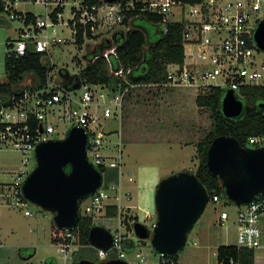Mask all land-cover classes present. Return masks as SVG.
<instances>
[{
	"label": "built area",
	"instance_id": "built-area-1",
	"mask_svg": "<svg viewBox=\"0 0 264 264\" xmlns=\"http://www.w3.org/2000/svg\"><path fill=\"white\" fill-rule=\"evenodd\" d=\"M71 1L75 5L66 25L74 29V42L78 25L84 27L85 45L89 38L94 39L103 33L106 26L112 27L124 19L123 3L120 0L115 3L98 0V3L92 4L85 3V0H0L4 12L9 13L11 19L22 22L18 38L11 41L10 51L25 55L31 46L36 52H45L50 62L51 46L63 41L57 35L50 39L47 34L43 35V31L63 19L65 7ZM137 1L143 4V10L160 16L158 24L164 31L170 23L183 25L184 59L182 63L167 65V80L163 86L195 87L197 94L212 87H220L224 94L233 90L237 98L242 99L244 87L264 85V50L255 38L258 26L264 21V0ZM25 3L42 4L47 9L46 17L41 18L36 14L37 20L27 23L26 13L29 11L21 9V5ZM125 8H134L133 1L127 2ZM87 26L91 28V37L87 35ZM107 37H113V34L104 38ZM115 48L113 46L104 51L108 60L111 53L116 54ZM97 57L98 55L94 56ZM115 74L123 76L124 71L120 69ZM49 76L50 80L45 87H26L19 95L13 94L0 99V149L12 148L19 151L24 156L23 163L29 166L30 155L35 156L39 143L55 138L54 135H57L56 138H63L71 127L82 126L88 134L89 160L96 167H117L121 175L123 152L117 143L118 155L109 158L106 154L109 143L106 141L107 131L101 127L102 117L110 119L120 116L124 96L135 84L125 90L115 91L106 84L82 83L78 93L77 90H67L64 85H61L63 89L60 90L53 71ZM150 84L159 86L156 83ZM101 106L105 107L100 112ZM62 124H70V128L62 127ZM248 142L253 148L264 146V134L250 136ZM29 173L28 169H21L16 172L12 181L0 182V203L24 208L26 215L33 214L27 208L31 202L23 192V184ZM120 191L121 181L119 185L102 184L95 193L80 201V213L92 216L95 222L101 213H106L108 205L119 206L112 200L121 201ZM225 200L221 195H215L213 199L210 197V201L216 203ZM237 205L236 246L254 250L256 258V251L264 247V193L257 195L250 203ZM229 218V213L221 210L218 224L224 226ZM122 224L123 220L113 233L111 247L116 250V256L108 257L107 252L103 251V257L125 258ZM74 228L63 230L62 235L66 241L58 244L59 251L65 257L72 253L77 244L76 234L72 231ZM138 255L141 256L140 253ZM160 264H168V260L162 257ZM230 264L238 263L231 259Z\"/></svg>",
	"mask_w": 264,
	"mask_h": 264
},
{
	"label": "rangeland",
	"instance_id": "rangeland-1",
	"mask_svg": "<svg viewBox=\"0 0 264 264\" xmlns=\"http://www.w3.org/2000/svg\"><path fill=\"white\" fill-rule=\"evenodd\" d=\"M74 5V1L69 2L65 7L63 19L43 31V35L47 34L50 39L57 35L63 41L50 48V63L54 64L53 73L56 75L57 84H60V90L63 89L61 85L64 81L60 75L62 68H66L71 75L80 73L90 60L87 55L95 51L104 37L112 36L118 29L125 32L134 27L132 23L106 26L103 33L94 39L89 38L85 45L79 46L74 42L73 27L66 25L72 17ZM21 9L34 12L41 18H45L47 13L42 4L25 3L21 5ZM2 18L4 21L0 20V81L6 82L7 42L18 38L22 22L19 19H11L7 12L0 13V19ZM135 24L143 26L151 36L156 35V27L146 20H136ZM107 38L111 40V47L115 40L113 37ZM32 78L33 75H27L23 85H29ZM76 90L79 93L80 90ZM196 95L195 87L186 85L159 88L153 84H135L124 96L120 116L116 114L117 116L110 119L102 117L101 127L107 131L106 141L109 143L106 154L109 158L118 155V146L123 152L122 174L120 175L117 167H107L103 173V184L119 185L121 180L122 199L112 200L113 203L119 204L118 216L109 217L104 212L96 218L95 223L114 233L123 220L121 231L124 237H131L136 243L133 250L126 251L124 259L130 264L161 263V254L155 251L151 240L140 239L128 226H134L136 221H140L152 230L157 220L155 192L160 180L183 170L195 173L199 164L196 145L213 126L211 111L196 105ZM104 107L101 106L99 111ZM63 126L70 128V124H62ZM23 158L19 151L12 148L0 149V182L12 181L16 172L21 169L31 172L35 168L34 154L30 155L29 166L23 163ZM27 208L33 214L26 215L24 208L0 203V264H75L81 258L109 259L101 255L103 251L107 252L108 257L116 256L117 252L112 247L102 250L93 245H80L76 240L77 244L72 253L65 257L59 251L58 244L52 241V213L34 203H30ZM221 210L230 215L224 226L218 224ZM237 210L238 205L230 201H209L204 213L190 231L186 245L176 254L178 264H218V246L237 244ZM255 264H264V247L256 251Z\"/></svg>",
	"mask_w": 264,
	"mask_h": 264
},
{
	"label": "water",
	"instance_id": "water-1",
	"mask_svg": "<svg viewBox=\"0 0 264 264\" xmlns=\"http://www.w3.org/2000/svg\"><path fill=\"white\" fill-rule=\"evenodd\" d=\"M115 3L118 0H105ZM117 36V34H115ZM125 38V33L121 34ZM255 38L264 50V21ZM67 90L82 86L79 77L60 70ZM71 76V80L68 79ZM264 107V102L258 104ZM228 90L222 99L226 117L237 118L254 111ZM88 134L84 127L73 126L63 138H50L39 143L35 150L36 166L23 184L25 197L50 211L60 230L76 227L80 219V201L95 193L104 181L102 171L88 158ZM70 166V170L66 169ZM209 171L217 176L228 200L236 204L250 203L264 193V146L243 147L231 135H219L207 152ZM210 201L205 185L191 171H180L160 180L155 192L157 220L150 230L144 223H134V232L140 239L149 238L156 252L164 256L176 255L187 243L188 235L204 213ZM91 244L102 250L111 248L114 234L103 225H94L89 233ZM75 264H130L124 258L93 260L81 258Z\"/></svg>",
	"mask_w": 264,
	"mask_h": 264
},
{
	"label": "trees",
	"instance_id": "trees-1",
	"mask_svg": "<svg viewBox=\"0 0 264 264\" xmlns=\"http://www.w3.org/2000/svg\"><path fill=\"white\" fill-rule=\"evenodd\" d=\"M123 3L124 19L123 25H128L131 21L142 19L156 27V35L151 34L143 28L136 25L124 32L118 29L113 33L116 54L111 53L109 59L103 54L104 48H110V39L103 38V41L97 45L95 51L87 55L89 61L80 73L76 74L82 83L106 84L112 90H125L131 84H150L156 83L159 88L167 80L166 69L170 63H182L184 59L183 47V25L180 23H170L168 29L164 31L158 24L160 16L149 11L143 10V4L137 0H120ZM133 1L134 8H125L126 3ZM85 3H98V0H85ZM4 12V6L0 3V13ZM55 17V14H53ZM37 15L31 11L26 13V22H35ZM4 21L3 18L0 19ZM75 43L82 46L85 42L84 27L77 26ZM125 33V38L121 34ZM117 34V36H115ZM87 35L91 37V28L87 26ZM12 40L7 42L8 51L5 58V70L8 81H0V99L10 97L13 94L19 95L27 87L29 89L42 88L47 86L50 76L49 73L54 70V64L48 61L45 52H36L31 46L25 55H17L10 51ZM98 55L94 59V56ZM122 69L125 77L116 75L115 71ZM67 73L66 68L61 69ZM33 75L29 85L24 86L23 81L27 75ZM72 76V75H71ZM242 98L244 103L249 106H256V109L249 114L237 118H229L223 114L222 99L224 91L220 87H212L209 90L201 91L196 96V105L201 108H207L211 111L213 126L210 132L200 140L197 145V156L199 159L196 175L205 185L210 197L221 195L229 202L221 180L214 176L207 166V152L213 139L219 135H231L238 139L245 148H253L249 145L248 139L253 135L264 134V107L258 104L264 102V85L246 86L243 88ZM102 173H105L107 167H98ZM70 170V166H66ZM120 213L117 205H108L106 215L109 217L118 216ZM138 220L137 217H134ZM137 222V221H136ZM96 225L92 216L80 214L78 224L74 229L80 245H92L89 233L91 228ZM52 241L56 244L65 242L62 235L63 230L53 224ZM132 229L133 226H128ZM126 236V235H125ZM125 251L133 250L136 247L135 240L131 237H125L123 240ZM77 253V252H75ZM218 264L226 262L230 264L233 259L238 264H255L254 250L238 248L233 244H220L217 251ZM168 260V264H178V257L162 256ZM99 261L100 259H95Z\"/></svg>",
	"mask_w": 264,
	"mask_h": 264
},
{
	"label": "crops",
	"instance_id": "crops-1",
	"mask_svg": "<svg viewBox=\"0 0 264 264\" xmlns=\"http://www.w3.org/2000/svg\"><path fill=\"white\" fill-rule=\"evenodd\" d=\"M130 23H132L133 25H134V27H135V24H134V22H130ZM141 26V25H140ZM197 96V95H196ZM195 101H196V97H195ZM120 173V172H119ZM120 178V177H119ZM121 179V178H120ZM121 181V180H120Z\"/></svg>",
	"mask_w": 264,
	"mask_h": 264
},
{
	"label": "flooded vegetation",
	"instance_id": "flooded-vegetation-1",
	"mask_svg": "<svg viewBox=\"0 0 264 264\" xmlns=\"http://www.w3.org/2000/svg\"><path fill=\"white\" fill-rule=\"evenodd\" d=\"M71 78H72L71 76H68V79H69V80H71Z\"/></svg>",
	"mask_w": 264,
	"mask_h": 264
}]
</instances>
